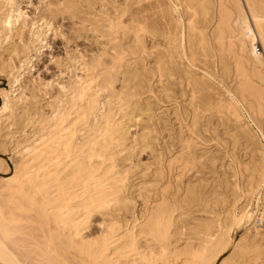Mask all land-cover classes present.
I'll return each instance as SVG.
<instances>
[{"label":"bare ground","instance_id":"6f19581e","mask_svg":"<svg viewBox=\"0 0 264 264\" xmlns=\"http://www.w3.org/2000/svg\"><path fill=\"white\" fill-rule=\"evenodd\" d=\"M27 17L0 0V45L9 41L0 70L15 83L1 92L0 117L8 111L15 129L0 131V148L3 136L21 148L14 176H0V263L25 264L34 239L58 245L62 264H216L228 249L220 264H264V144L245 115L264 140V0H55ZM59 21L74 32L59 64L72 75L54 92L36 79L21 87L20 70ZM78 38L94 47L79 50ZM176 83L184 104L173 107L167 143L160 114L177 100ZM28 126L33 139L23 137ZM202 126L224 129L234 183L192 179L216 164L193 137ZM30 207L35 238L23 223ZM252 220L254 232L234 243Z\"/></svg>","mask_w":264,"mask_h":264},{"label":"rangeland","instance_id":"374dc122","mask_svg":"<svg viewBox=\"0 0 264 264\" xmlns=\"http://www.w3.org/2000/svg\"><path fill=\"white\" fill-rule=\"evenodd\" d=\"M16 1L19 5V8L21 9V11L23 13L24 18H26L28 15L27 19L29 21H36L40 17V14L42 13L43 9L46 8L48 4H54L55 3V0H16ZM61 22H63V23H61ZM65 23H66V21H59V25L55 23V26H57V28L59 26L58 35L54 36V33H53L54 29H53V27H51V29H53V30H49V32H47V34H48L47 39L42 42V44L45 46L42 47L37 53L35 51L31 52V56L33 57L32 61L28 64H24L23 68L20 70V72L22 74H24V77H21V87H24L25 83H27L30 79H36L38 81V83L50 82V86L48 87V89L51 90L52 92H54V90L59 88V84H58L59 82H65L70 78V76L72 75L70 70H66V68L63 67L62 71H61V69L59 68L60 62L66 57V50H65L66 39H65V37L66 38L70 37L71 39H74L73 38L74 32L67 27L68 23H66V24ZM64 26H65V28H64ZM30 38H31V36L29 34V30L27 29L25 40H21V41L19 40L17 42L18 43L20 42L19 45H23V43H27ZM82 39L83 38L77 39V43L79 42L78 43L79 44V48H78L79 50H81V51L82 50L83 51L88 50L89 51L90 48L94 47V46L90 47V45H89L90 42L88 40L86 42V40H84V39L82 40ZM8 42L9 41H6L0 45V53H3L4 55H6V53L3 52L2 46L3 47L6 46L8 44ZM50 42H51V44H50ZM84 42L87 44H85ZM52 43H54V44H52ZM54 45H55V47L57 46L58 48L57 47L55 48ZM82 46H84V47H82ZM86 46H88V47H86ZM259 48H261L260 45H259ZM59 49H61V51H58ZM72 49H73V41H72V43H70V48L68 50L72 51ZM261 51H262V48H261ZM52 59H53V61H52ZM19 64H20L19 61H17V59H16V65H19ZM54 67H56V68H54ZM50 72H52V73H50ZM198 72L201 75L204 74L202 72V70H198ZM205 75L207 77L211 78L210 77L211 75L210 76H208L207 74H205ZM62 76H64V77L62 78ZM212 79L213 78H211V80ZM213 80L219 85V82H218V80H215V77ZM12 81L13 80L9 76H7V74L1 72V70H0V110H1L3 103H4V97L1 94V92L4 90L8 91V92H11L12 90H14L15 83H12ZM54 84H56V85H54ZM28 85H30V83ZM119 85L120 84L118 83L117 86L119 87ZM180 88L181 87L178 86V83H176V85L174 86V90L177 93V96H175V99L177 97V100H173L172 102L167 103V105H164L165 108L162 109V113L160 114L161 118L167 123L168 129H171V132L165 131L163 133L164 138H166L165 140L168 141L167 143H169V139L170 140L172 138L175 139V134L173 131H174V128H175V130L178 129V121L176 120V117L172 111L173 107H176V105H178V103H180L183 107V104H184L183 98H182L181 93H180ZM43 89L44 88L42 87V90ZM41 92H39L37 90V93L39 95H41L43 93V92L42 93ZM17 94H18V91H16L12 95H17ZM152 100L154 101L155 98H153ZM45 103L46 102L44 100L41 101V104L44 105V109L47 112L48 108L45 107ZM20 111L21 110H18L17 113H19ZM8 115H9V113H8V111H6V112H4L3 116L0 117V131L8 132L9 130L15 129V127L10 126L11 120L10 119L8 120L6 118V116H8ZM245 115H246V120H247L252 132H254V134H256L258 136L261 144H264V140L262 138V132L258 128V125L253 123V121L250 119L248 113L245 112ZM182 125H183V123H182ZM184 125H183V129H184V131H186V127ZM204 128L205 127L202 126V127H199L197 130H195L193 137L198 141L200 152L205 150L207 152V156H208L207 158H211V159L213 158L214 161H216L215 162L216 164L214 166L212 164H209L208 168L204 169L205 170L204 172H199V173L192 174V175L190 174L192 176V179L197 180L199 177H203V176L208 177V178H210L209 182L211 183V188L216 186L215 189L219 188L218 185H219L220 181H219V178L217 177L218 174H219L218 176L220 178H222L221 181L224 180V178H226L229 180L230 183H234L235 178L233 176L232 169H231V167L234 166V164L231 163L232 162L231 158L228 157V151L225 147L226 142L229 145V138L224 134V129L221 127L216 132V134L213 132L212 128L210 131H206ZM32 130H33V128L31 126H28V128L25 129V133L23 136V137H25L24 139H28V138L33 139V131ZM134 130L135 129L132 128V131H134ZM172 132H173V134H172ZM186 133H187V131H186ZM17 136H20V135L17 134ZM2 139L5 143L3 145L5 147V150H3L4 147L0 148V158L7 164V166L9 167V169H8L9 171H7V173L0 171L1 172L0 176L3 178L9 179V178H12L14 176L15 163H17L21 158L20 153H19L21 148L13 150L14 149L13 143H12L13 140H10V138L8 136L7 137L3 136ZM41 143L42 142L37 144V147L40 146ZM200 145H201V147H200ZM226 155H227V157H226ZM249 155H250L249 151H247V150L245 153L243 151L238 152L237 156H238V160H239L240 164L244 163L243 161H247L250 157ZM146 156H147L146 154L142 155L144 160H146L145 159ZM204 160L206 162H208L207 159H204ZM229 160H230V162H229ZM230 164H232V165L230 166ZM215 173H217V175H215ZM213 178L216 181H214ZM222 193L224 195L228 194L225 189L222 190ZM241 201H240V203H238V204H240V206H241ZM30 208L27 211L23 212L22 214L24 217H30L31 220H28V221L23 220V223L26 224L30 230H32V232H33L32 236H33V238H35L40 234L39 233L40 232V226L38 223V220L40 219V217L35 212V209L31 208V209H33V210H31ZM201 215H202L201 213H195V216H201ZM92 219H93V221L99 220V216L93 217ZM253 224H254V220H252L250 223H246L245 226L243 225L239 229L234 230L231 234V236L233 238V242L237 243L244 236L245 233L254 232V230L253 231L251 230L254 227ZM94 226L97 229H99V226H97V224H95ZM94 231H100V230H94ZM32 236H30V237H32ZM33 240L31 239V242H30V245L28 248L30 257H28L26 259L25 264H30V263L31 264H62L61 257H60L61 256L60 254L62 252H61V249L59 248L58 245H55L54 248L51 249V251H48L44 248L43 244H41V243L36 244L37 242H34ZM16 251L19 253L18 249H16ZM231 253H232L231 249L226 250L216 264H220V262L222 260H224L225 258H227V256H230ZM0 264H2V263H0Z\"/></svg>","mask_w":264,"mask_h":264}]
</instances>
